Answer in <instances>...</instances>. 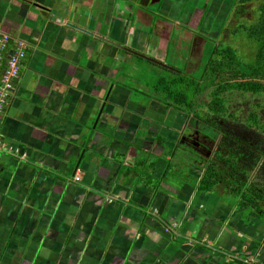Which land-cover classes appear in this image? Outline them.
I'll use <instances>...</instances> for the list:
<instances>
[{
    "label": "crops",
    "instance_id": "0c3cea01",
    "mask_svg": "<svg viewBox=\"0 0 264 264\" xmlns=\"http://www.w3.org/2000/svg\"><path fill=\"white\" fill-rule=\"evenodd\" d=\"M120 2L0 0L29 47L0 125V264H264V219L200 186L218 135L132 102L142 38Z\"/></svg>",
    "mask_w": 264,
    "mask_h": 264
},
{
    "label": "trees",
    "instance_id": "16d2710c",
    "mask_svg": "<svg viewBox=\"0 0 264 264\" xmlns=\"http://www.w3.org/2000/svg\"><path fill=\"white\" fill-rule=\"evenodd\" d=\"M232 33L234 37L242 33L254 42L256 55L253 61L241 60L230 44L207 43L204 52L209 50V56L201 58L197 69L202 71L200 78L210 82L208 85L192 76L186 79L177 67H167L155 58L136 57L174 75L170 81L158 79L156 87L162 86L166 95L165 99L154 97V101L192 117L218 135L207 162H199L201 188L215 190L223 185L249 219H264V18L249 26L240 25ZM223 75L226 78L220 80Z\"/></svg>",
    "mask_w": 264,
    "mask_h": 264
},
{
    "label": "rangeland",
    "instance_id": "374dc122",
    "mask_svg": "<svg viewBox=\"0 0 264 264\" xmlns=\"http://www.w3.org/2000/svg\"><path fill=\"white\" fill-rule=\"evenodd\" d=\"M120 1V4L124 2ZM130 1L131 6L134 5V18L131 20L132 39L138 42L139 38H142L141 45H138L139 50L143 51L141 55L151 60L156 58L167 67H177L186 79L191 76L193 79H201L202 71L197 67L200 66L204 55L209 56V50L204 52L207 43L208 46L216 42L228 43L236 50L241 60L248 58L253 61L252 57L256 55V49H252L254 42L242 33L234 37L232 32L240 25L249 26L264 18V6L261 5L264 0ZM129 56L133 61L130 63L140 70L141 79V82L138 80L135 82L138 86L134 85L132 89V102L144 106L148 105L150 100H155L154 97L165 99L164 88L161 86L158 89L156 82H159L158 79L161 77L170 81L174 75L167 69H159L152 65L149 60ZM224 69L225 72L228 71L227 68ZM185 72L191 74L185 75ZM225 78L223 75L220 80ZM200 82L206 85L210 83L204 82L203 79ZM208 143L210 146L211 143ZM186 164L187 162L183 165L187 167ZM171 167L174 168L175 165L171 164ZM233 198L231 202H234Z\"/></svg>",
    "mask_w": 264,
    "mask_h": 264
},
{
    "label": "built area",
    "instance_id": "2783aa9c",
    "mask_svg": "<svg viewBox=\"0 0 264 264\" xmlns=\"http://www.w3.org/2000/svg\"><path fill=\"white\" fill-rule=\"evenodd\" d=\"M28 49L26 42L14 39L8 33H0V125L3 123L7 107L21 77ZM11 149L12 147L10 148L4 139L0 137V154ZM244 263L262 264L251 257L245 258Z\"/></svg>",
    "mask_w": 264,
    "mask_h": 264
},
{
    "label": "water",
    "instance_id": "95a60500",
    "mask_svg": "<svg viewBox=\"0 0 264 264\" xmlns=\"http://www.w3.org/2000/svg\"><path fill=\"white\" fill-rule=\"evenodd\" d=\"M104 109V108H103ZM103 109L101 110V112L103 111ZM100 112V113H101ZM100 117V116H99ZM98 121H99V118L95 121V124H94V126H93V129L91 130V132H90V134H89V136H88V139H87V141H86V143H85V145H84V152H86V150L90 147V145H91V140H92V137H93V134H94V130H95V128L97 127V125H98ZM84 152L82 153V155H81V158H80V162L78 163V166L76 167V171L77 170H79V166L81 165V162H82V160H83V158H84ZM95 159V158H94ZM94 159H92V163H94ZM91 161V160H90ZM198 164V165H197ZM193 165H197V166H195V167H197V168H199V166H200V163H199V161L197 162H194L193 163ZM200 169V168H199ZM179 174L180 173H178V176H177V178L179 177ZM183 174H185L187 177H189L188 176V173H187V171H183Z\"/></svg>",
    "mask_w": 264,
    "mask_h": 264
},
{
    "label": "flooded vegetation",
    "instance_id": "af4514ba",
    "mask_svg": "<svg viewBox=\"0 0 264 264\" xmlns=\"http://www.w3.org/2000/svg\"><path fill=\"white\" fill-rule=\"evenodd\" d=\"M205 146H206V145H205ZM206 147L209 149V146H206ZM207 148H205V149H207ZM205 155L208 156V154H206V153H205ZM206 158H207V157H206Z\"/></svg>",
    "mask_w": 264,
    "mask_h": 264
}]
</instances>
